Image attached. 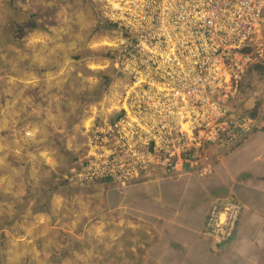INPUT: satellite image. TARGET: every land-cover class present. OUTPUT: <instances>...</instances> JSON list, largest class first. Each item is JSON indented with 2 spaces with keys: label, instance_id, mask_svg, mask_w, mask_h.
<instances>
[{
  "label": "built area",
  "instance_id": "obj_1",
  "mask_svg": "<svg viewBox=\"0 0 264 264\" xmlns=\"http://www.w3.org/2000/svg\"><path fill=\"white\" fill-rule=\"evenodd\" d=\"M94 1L126 83L115 113L88 119L82 156L58 181L125 187L151 168L203 177L215 151L264 132V113L235 109L244 78L264 67V0ZM241 210L233 199L211 208L217 246L233 238Z\"/></svg>",
  "mask_w": 264,
  "mask_h": 264
},
{
  "label": "rangeland",
  "instance_id": "obj_2",
  "mask_svg": "<svg viewBox=\"0 0 264 264\" xmlns=\"http://www.w3.org/2000/svg\"><path fill=\"white\" fill-rule=\"evenodd\" d=\"M13 6L37 13L39 27L28 29L20 42L11 41L9 35L0 31V264H75L80 255L86 257L88 253L95 261L96 244L89 242L87 250L80 238L73 237L80 234L73 228L80 218L60 215L57 224L52 220L37 226L34 217L21 218L18 214L22 203L17 195L34 174L43 187L42 195L46 191L54 194L55 190L48 187L51 174L42 166L45 168L51 156L65 155L53 142V135L59 131L65 147L68 143L75 153H82L87 141L84 126L91 124L88 119L116 112L126 79L109 56L116 42L114 30L101 23L95 14L94 0H0L1 23L13 16L24 22ZM90 51L107 55H92ZM103 73L111 78L108 92L99 102L84 106L81 118L72 123L71 118L79 110L78 94L98 86ZM242 88L241 98L251 105L248 112L254 113L258 103L264 112V70L253 68L244 78ZM21 113L39 116L28 120ZM28 131L33 132L28 133L30 139L38 143L20 146L17 139L22 135L29 138ZM31 151H47L44 161L40 163L36 157L31 159L36 165L30 161L19 163L20 155ZM77 161H72L69 170L76 167ZM115 186L114 182L104 184L106 190ZM32 191L28 185L26 197L31 198ZM42 195L34 206H43ZM26 206L29 211L34 207L30 202Z\"/></svg>",
  "mask_w": 264,
  "mask_h": 264
},
{
  "label": "crops",
  "instance_id": "obj_3",
  "mask_svg": "<svg viewBox=\"0 0 264 264\" xmlns=\"http://www.w3.org/2000/svg\"><path fill=\"white\" fill-rule=\"evenodd\" d=\"M242 102L248 112L249 101ZM240 105L236 106L237 113L243 111ZM256 108V112L264 113L261 104ZM21 114L28 120L39 116ZM28 133L33 135L32 131ZM28 137L22 135L16 142L20 146L38 143ZM69 147L67 143L66 149L74 163L83 152L75 153ZM46 154L47 151H31L20 155L19 163L30 161L36 165L31 159L38 157L42 163ZM49 159H53V165L47 164L42 169L56 173L58 178L73 165L67 156L60 154ZM211 160L214 170L203 177L196 170L168 173L151 168L127 186L115 183L109 190L104 188L108 183L101 182L82 186L63 184L50 194L48 202L34 174L17 195L22 203L18 214L21 218L34 217L37 226L52 220L57 224L60 215L80 218L78 226H73L80 234L73 237L80 238L87 250L89 242L96 244V262L88 253L86 257L80 255V261L76 259L75 264H264V132H254L244 140L218 149ZM6 184L10 185L9 181ZM28 185L33 188L31 198L26 197ZM40 195L45 202L38 208L34 203ZM229 199L239 202L242 210L233 238L216 247L203 231L211 208L223 207ZM29 202L34 206L31 211L26 206Z\"/></svg>",
  "mask_w": 264,
  "mask_h": 264
},
{
  "label": "trees",
  "instance_id": "obj_4",
  "mask_svg": "<svg viewBox=\"0 0 264 264\" xmlns=\"http://www.w3.org/2000/svg\"><path fill=\"white\" fill-rule=\"evenodd\" d=\"M13 7L15 8V10L17 12L16 14L21 15V17L24 19L23 20L24 22H21L22 20L17 19L16 16L9 17L5 24L0 22V31L5 35H9L11 41L14 40L15 42H20L21 37L25 33H27L28 29L30 31H33L39 27V24L37 22L39 15L35 12H25V11H22L21 9L16 8L15 6H13ZM95 10H96L95 14L100 17L101 12L99 11V9L95 8ZM105 25H107L106 29H108L110 27V25H108V24H105ZM90 54H92V55L97 54V55H102V56L107 55V53H105V52L96 53V52H92V51H90ZM109 56L112 57V54H110ZM254 69H257V71L261 72L264 70V67L257 66ZM107 75H106V73H103L101 75L102 81L100 82V84L98 86H96L92 90H85L82 93L78 94V100L80 101L79 108H78L79 110L76 113V115L71 118L72 123L73 122L75 123L76 121H78L81 118V116L83 115L84 106L89 105V104H95V103L99 102L102 99V97L108 92L109 87H110L111 78H109V76H107ZM244 103L243 102L241 103L240 108L243 109ZM259 105L260 104L258 103L257 106H259ZM256 107L254 108L255 112L253 114H255L257 111ZM243 111H244V109H243ZM52 140L56 143V146L60 149V152L63 153L65 156H67V158L69 160H71L73 158L72 154L65 147V141H64L63 135L56 134L52 138ZM58 176L59 175H57L56 173H53V172L51 174L52 178L50 180L48 187L53 192H54V190L59 189L58 185L69 184L67 181H64V180L58 181ZM100 182L101 183H111L112 181L103 180ZM100 182L98 181L95 183H100ZM50 193H51L50 191H48V192L46 191V193H44L45 197H48V200L50 198ZM46 205H44V207H46Z\"/></svg>",
  "mask_w": 264,
  "mask_h": 264
},
{
  "label": "bare ground",
  "instance_id": "obj_5",
  "mask_svg": "<svg viewBox=\"0 0 264 264\" xmlns=\"http://www.w3.org/2000/svg\"><path fill=\"white\" fill-rule=\"evenodd\" d=\"M235 231H236V228H235ZM235 231H234V233H235ZM203 235L206 236V237L212 238L213 239V243H214V241H216V242H222L223 241L222 238L213 235L212 232L208 229L207 226H205V228H204ZM214 246L217 247V245L215 243H214Z\"/></svg>",
  "mask_w": 264,
  "mask_h": 264
},
{
  "label": "clouds",
  "instance_id": "obj_6",
  "mask_svg": "<svg viewBox=\"0 0 264 264\" xmlns=\"http://www.w3.org/2000/svg\"><path fill=\"white\" fill-rule=\"evenodd\" d=\"M98 9H99V6H98ZM248 75V74H247ZM242 90H243V88H242ZM243 100V99H242ZM242 103V102H241ZM243 112H245V110L243 111ZM100 182V181H99Z\"/></svg>",
  "mask_w": 264,
  "mask_h": 264
}]
</instances>
